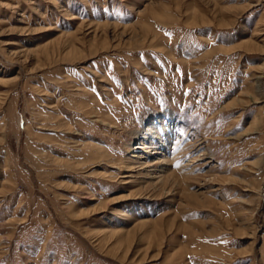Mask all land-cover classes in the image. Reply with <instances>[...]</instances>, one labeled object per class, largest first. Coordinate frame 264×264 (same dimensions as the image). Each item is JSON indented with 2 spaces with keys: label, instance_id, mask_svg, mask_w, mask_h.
<instances>
[{
  "label": "rangeland",
  "instance_id": "rangeland-1",
  "mask_svg": "<svg viewBox=\"0 0 264 264\" xmlns=\"http://www.w3.org/2000/svg\"><path fill=\"white\" fill-rule=\"evenodd\" d=\"M0 264H264V0H0Z\"/></svg>",
  "mask_w": 264,
  "mask_h": 264
},
{
  "label": "bare ground",
  "instance_id": "bare-ground-1",
  "mask_svg": "<svg viewBox=\"0 0 264 264\" xmlns=\"http://www.w3.org/2000/svg\"><path fill=\"white\" fill-rule=\"evenodd\" d=\"M170 118H171L170 123L166 120H162L161 126L164 130L162 136H161V134H158L157 132L155 133V131L153 132L154 136H151L152 134L147 132L146 134L137 135L136 141H138V142L141 141V142H144V143L151 145L155 142V140H159L162 147L164 148L163 151H167L169 146H170V141L172 139L173 133L175 131V126H178L177 123H175L174 117L172 115ZM172 122H174L175 125ZM159 124H160V122H159ZM136 147H137V143H134L133 145L129 146L130 152H135ZM164 157H165L164 161H167L166 155H164Z\"/></svg>",
  "mask_w": 264,
  "mask_h": 264
}]
</instances>
